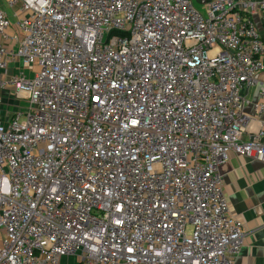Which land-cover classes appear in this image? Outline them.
I'll list each match as a JSON object with an SVG mask.
<instances>
[{
    "label": "built area",
    "instance_id": "1",
    "mask_svg": "<svg viewBox=\"0 0 264 264\" xmlns=\"http://www.w3.org/2000/svg\"><path fill=\"white\" fill-rule=\"evenodd\" d=\"M1 1L0 264H234L219 167L264 164V0Z\"/></svg>",
    "mask_w": 264,
    "mask_h": 264
},
{
    "label": "crops",
    "instance_id": "2",
    "mask_svg": "<svg viewBox=\"0 0 264 264\" xmlns=\"http://www.w3.org/2000/svg\"><path fill=\"white\" fill-rule=\"evenodd\" d=\"M191 1L201 11L204 3L209 0ZM235 1L243 6L258 4L260 0ZM2 4L5 2L2 1ZM1 7L6 11L10 10L6 5ZM16 10L14 8L8 12L12 22L16 20ZM245 14L252 19L264 43L262 13L254 9L246 11ZM247 112L254 114L251 108H248ZM253 129H257V124L253 125ZM219 172L224 180V192L231 211L243 224L242 248L235 256L234 264H264V164L231 155L229 160L219 167Z\"/></svg>",
    "mask_w": 264,
    "mask_h": 264
},
{
    "label": "rangeland",
    "instance_id": "3",
    "mask_svg": "<svg viewBox=\"0 0 264 264\" xmlns=\"http://www.w3.org/2000/svg\"><path fill=\"white\" fill-rule=\"evenodd\" d=\"M0 5L2 6V5H6V4H2V1H0ZM195 7H196L197 9H200V8H199L198 6H196V5H195ZM6 8H8L7 5H6ZM8 9H9V8H8ZM7 11L10 13V10H7ZM24 72H25V74L28 75L29 77L31 76V73H29L28 70H25ZM253 92H254V89H251L248 98H251V96H253ZM14 103L18 104L19 106H24V105H25V103H24L23 101H21V102H19V103H18V102H14ZM74 263H75V256H70V257H67V258H65V259L63 260V264H74Z\"/></svg>",
    "mask_w": 264,
    "mask_h": 264
}]
</instances>
